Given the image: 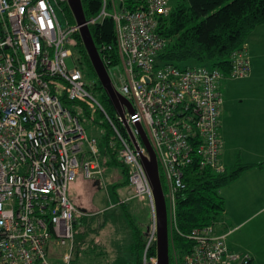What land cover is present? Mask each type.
Masks as SVG:
<instances>
[{"label":"built area","instance_id":"2783aa9c","mask_svg":"<svg viewBox=\"0 0 264 264\" xmlns=\"http://www.w3.org/2000/svg\"><path fill=\"white\" fill-rule=\"evenodd\" d=\"M61 5L69 15V0H0V262L74 260L75 225L84 213L70 200L69 185L82 172L86 179L99 178L107 189L101 149L80 117L93 102L115 133L110 146L118 143L116 155L127 169L131 199L150 210L143 262L157 264V256L147 258L157 241L158 223L142 161L149 154L137 125L157 156L170 234L180 233L177 203L187 187L186 168L197 156L201 167L215 173L226 170L220 159L224 99L219 83L225 77L250 76L248 46L232 53L228 74L209 66L162 63L159 55L169 40L158 26L171 10L168 0H134L133 7L128 0H103L100 13L86 25L114 19L115 55L112 46L98 50L114 88L134 112L120 102L115 121L88 89L82 67L66 64L67 58H74L70 46L81 26L62 25L56 10ZM187 238L193 244L184 264L252 263L250 254L231 249L225 235L215 234L214 225L196 228Z\"/></svg>","mask_w":264,"mask_h":264},{"label":"trees","instance_id":"16d2710c","mask_svg":"<svg viewBox=\"0 0 264 264\" xmlns=\"http://www.w3.org/2000/svg\"><path fill=\"white\" fill-rule=\"evenodd\" d=\"M133 7L134 0H128ZM86 19L96 17L103 0H82ZM69 15L72 12L67 8ZM264 24V0H181L167 16L160 19L158 32L169 42L160 53L159 61L177 66H193L194 63L207 64L228 74L231 69V55L238 48L247 45L249 36L256 27ZM95 44L112 46L116 51L115 22L111 17L90 27ZM73 52L78 54L80 63L86 61L88 68L95 72L87 50L79 33L72 38ZM90 90V86L87 85ZM89 109H87L88 111ZM118 145L110 146L107 137L105 153L114 161ZM200 160L194 161L184 171L186 189L178 199L177 224L180 233L170 234L171 264H184L183 257L192 247L187 235L196 228L214 225L225 211V200L220 190L236 181L242 172L260 164L236 163L223 173L201 167ZM120 163V162H119ZM121 164V163H120ZM128 176V175H127ZM75 225L76 258L92 254L93 257H106L103 244L96 242L99 234L107 225L104 213L101 225L95 226L96 217L81 216ZM133 251L136 264H144L143 255L147 244V227L141 221H133ZM105 247V246H104ZM84 253V255H83ZM157 256L156 244L147 253V258ZM75 260V259H74ZM0 264H2L0 262ZM252 264V263H251Z\"/></svg>","mask_w":264,"mask_h":264},{"label":"crops","instance_id":"0c3cea01","mask_svg":"<svg viewBox=\"0 0 264 264\" xmlns=\"http://www.w3.org/2000/svg\"><path fill=\"white\" fill-rule=\"evenodd\" d=\"M247 44L252 67L250 76L236 80L222 79L219 83L220 91H224L220 159L226 169L233 168L236 163L260 165L245 170L236 181L221 188L225 211L214 224V233L225 235L231 249L250 254L252 264H258L259 261L264 262V24L254 29ZM100 158L106 167L107 189L99 178L88 180L82 172L70 183L74 190L80 186L86 194L87 190L96 195L102 191L106 194L105 201L103 197L75 201L83 216L96 217L97 222L107 209H114L110 212L112 216L114 212H118V216L123 211L126 217H145V221L140 220L145 225L150 219V210L148 205L131 199L132 188L128 183L126 167L118 161L114 163L102 149ZM84 180L86 183H83ZM97 203L101 208L97 209ZM133 221L131 218L129 224L125 222V231L130 232L129 252L125 255L127 264H133L132 260L136 258L132 244ZM106 223V227L97 234L96 242L103 244L105 250L117 251L121 246V236L117 237L118 243L110 241L109 237L117 230L110 219Z\"/></svg>","mask_w":264,"mask_h":264},{"label":"rangeland","instance_id":"374dc122","mask_svg":"<svg viewBox=\"0 0 264 264\" xmlns=\"http://www.w3.org/2000/svg\"><path fill=\"white\" fill-rule=\"evenodd\" d=\"M181 1V0H168V5L170 9H174L177 6V2ZM65 8V5H61V6H56V10H57V14L59 17V20L61 21L63 26H66L67 22H69L71 25H74L76 23V20L74 18V16L72 15H66L64 11H62V9ZM70 48L73 50V46L71 45ZM84 63L80 64L79 60H78V54L74 53V58L70 57L66 59V64L69 68H73L76 65H80L82 67V70L84 72V76H85V81L87 82V84L90 86V92L92 93V95L95 97L96 100H98L107 110L108 114L110 115V117H112L113 120H117L118 117V112L114 106V104L112 103V101L109 99V97L107 96L98 75L96 74V72L90 70L88 68V64L86 61H83ZM193 66H205L208 67L207 64H198V63H194ZM120 69V68H118ZM112 72L116 71V67H112L111 68ZM228 77H225L224 79H227ZM229 79V78H228ZM220 90V87H219ZM221 92V91H220ZM222 95H224V91L222 90ZM224 99V96H223ZM70 108H73L72 105L67 104ZM93 107L90 106V109L84 113L83 115H81V122L83 127L85 128L88 136L90 138H95L98 141V145L100 147V149H102V152H105L104 147L106 148V143H107V137L108 139H110V142H114L115 143V133L113 132L108 119L105 115L102 114V112L99 110V108L97 107V105L95 103L92 102ZM98 110V111H97ZM94 119V120H93ZM118 145V143H116ZM89 180V179H88ZM83 183H86V181L84 180ZM88 187V186H86ZM108 187V186H107ZM68 196L70 198V200L75 204V201L78 202V200L80 199L81 202L83 200H89L91 197H94V199H98V197H103L104 201L106 200V194L102 191L99 194H93L91 192V190H87V194L80 188V186H78L75 190L73 189V186L69 187V191H68ZM74 196V197H73ZM95 204V203H94ZM98 204V203H97ZM105 204V202H104ZM97 209L101 208L100 205H96ZM114 210V209H111ZM110 209H107V211L105 212L106 214V218L110 219L111 222L115 225V229L116 234L112 233L111 237H109L110 241H116L118 243V235L120 234V244L121 246L119 248H117V251H114V249H106L107 253H106V257H101V258H97V257H93L92 254H88L84 256H80L78 258H76V256L74 257L75 260L72 261L71 264H127L125 263V255L129 252V243H130V239L129 237V230L125 231V222H127L129 224V219H133L134 221H145L146 218L145 217H137L138 219H134L133 217H126L125 216V212L121 211V213L117 215L118 212H114V216H112L110 214L111 212ZM149 216V214H148ZM103 218V216H101ZM100 217V219L97 220V222L95 223V226H99L101 225L103 219ZM150 221V219H149ZM148 221V222H149ZM119 228H121V232L119 231ZM111 238V239H110ZM84 255V253H83ZM133 264H136L135 259L132 260ZM60 264V263H57ZM174 264H176L174 262ZM258 264H264L263 261H259Z\"/></svg>","mask_w":264,"mask_h":264},{"label":"water","instance_id":"95a60500","mask_svg":"<svg viewBox=\"0 0 264 264\" xmlns=\"http://www.w3.org/2000/svg\"><path fill=\"white\" fill-rule=\"evenodd\" d=\"M69 7L77 22L81 26L80 36L87 50L91 63L94 67L99 80L109 97L114 104L115 108L119 110V103H124L133 114L132 105L128 99L119 94L113 86L112 80L108 73L106 66L103 63L98 47L94 42L91 34V29L86 25V16L84 12L82 0H69ZM120 114L125 119L124 113L120 111ZM141 131V137L143 143L148 151L149 156H142V161L146 168L155 198L156 211H157V241H156V252H157V264H171L170 258V230L168 223V209L166 203L165 192L161 180L159 163L157 160L156 153L153 149L150 139L144 132L141 125H137Z\"/></svg>","mask_w":264,"mask_h":264}]
</instances>
